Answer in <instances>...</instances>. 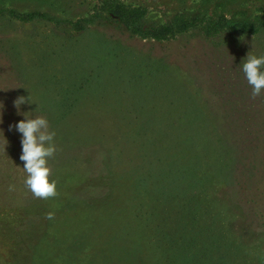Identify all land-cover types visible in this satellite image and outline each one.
Returning <instances> with one entry per match:
<instances>
[{
    "label": "rangeland",
    "instance_id": "374dc122",
    "mask_svg": "<svg viewBox=\"0 0 264 264\" xmlns=\"http://www.w3.org/2000/svg\"><path fill=\"white\" fill-rule=\"evenodd\" d=\"M105 1L0 0V264H264V93L242 71L264 0H121L190 22L161 39ZM21 95L56 133L52 197L24 183Z\"/></svg>",
    "mask_w": 264,
    "mask_h": 264
},
{
    "label": "clouds",
    "instance_id": "9594fccd",
    "mask_svg": "<svg viewBox=\"0 0 264 264\" xmlns=\"http://www.w3.org/2000/svg\"><path fill=\"white\" fill-rule=\"evenodd\" d=\"M243 59L242 71L248 84L252 87V96L256 97L264 93V55H250ZM28 97V96H27ZM26 96H19L13 103L20 119L10 128L20 134L21 153L19 159L23 162L26 173L24 183L36 197L48 198L57 193V181L51 178V167L48 163L57 151L54 142L56 133L50 130L49 120L42 115L29 116L23 111L22 105L32 103ZM52 213H49V218Z\"/></svg>",
    "mask_w": 264,
    "mask_h": 264
},
{
    "label": "trees",
    "instance_id": "16d2710c",
    "mask_svg": "<svg viewBox=\"0 0 264 264\" xmlns=\"http://www.w3.org/2000/svg\"><path fill=\"white\" fill-rule=\"evenodd\" d=\"M103 9L109 13L111 20L124 24L133 32L143 34L145 36L152 35L156 38H166L171 34L183 31L190 27V22L187 19L179 18L173 24L167 23L157 28L143 27L141 21L146 14L144 7L129 6L121 0H106L103 4ZM34 13H29L27 17L33 16Z\"/></svg>",
    "mask_w": 264,
    "mask_h": 264
}]
</instances>
